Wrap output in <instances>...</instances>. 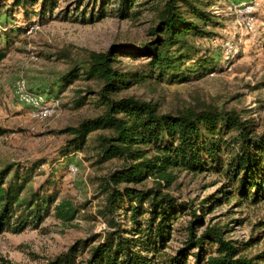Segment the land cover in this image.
<instances>
[{"label":"rangeland","instance_id":"374dc122","mask_svg":"<svg viewBox=\"0 0 264 264\" xmlns=\"http://www.w3.org/2000/svg\"><path fill=\"white\" fill-rule=\"evenodd\" d=\"M99 1L50 0L44 6L43 0H38L23 6L14 5V0H0L4 7L0 46L5 37L9 41L0 62V127L4 131L0 135V170L33 165V188L43 186L58 192L59 198H66L78 209L69 222L51 212L37 228L0 233V264H44L76 240L90 239L97 244L108 229L97 213L103 204L99 185L122 160L97 161L93 139L101 131L91 133L82 149L62 154L70 138L63 129L103 110L97 102L99 80L87 79L81 72L65 86L60 80L71 63H84L89 51L107 52L116 47L114 66L129 80L118 97L150 101L159 112L177 113L207 104L235 108L254 120L259 133L264 131V0H200L216 15L218 24L208 27L213 35L194 40L215 58V71L174 83L129 77L135 70L146 69L148 58L140 49L153 37L150 29L156 9L152 8L159 7L161 0H136L128 18L113 12L116 5L111 0L103 17L90 20ZM144 1L148 3L142 5ZM138 50L137 56L133 55ZM81 96L86 97L85 103L76 106ZM173 172L169 184L162 181L161 190L186 208L172 220L160 251V256L165 254L162 258L182 247L193 212L199 216L194 228L198 234L208 227L219 228L224 239L238 248V256L251 257L264 250V200L238 201L228 193L230 186L221 174ZM129 185L148 189L155 187V182L148 177L141 184ZM117 214L122 227L129 228L125 215ZM216 246L205 245L202 264L216 254ZM196 250L188 251L182 264H196L192 255Z\"/></svg>","mask_w":264,"mask_h":264},{"label":"trees","instance_id":"16d2710c","mask_svg":"<svg viewBox=\"0 0 264 264\" xmlns=\"http://www.w3.org/2000/svg\"><path fill=\"white\" fill-rule=\"evenodd\" d=\"M135 1L115 0L113 12L128 18ZM36 2L14 0L13 4L25 6ZM47 2L50 0H43V5ZM109 3L111 0H100L89 19L103 17ZM159 3V7L152 8L156 9L155 24L150 29L152 39L133 54L145 53L146 69L135 70L129 77L174 83L214 72L215 58L197 46L194 39L213 35L208 27L218 24L216 15L206 10L207 4L200 0H161ZM3 8L0 5V13ZM5 39L0 46V62L9 44ZM115 48L107 52L89 51L84 63H71L60 79L65 86L81 72L85 78L101 83L97 102L103 107L102 112L63 129L70 138L62 154L67 156L71 150L82 149L91 133L101 131L93 139L97 161L122 160V165L103 177L99 185L103 204L97 213L108 229L97 244L90 239L76 240L65 252L44 264H182L186 253L193 248L197 249L192 253L196 264H202L208 243L217 246L216 254L208 256L206 264H261L264 250L251 257L238 256V248L225 240L217 227H208L198 234L194 228L199 216L195 212L194 219L186 226L187 236L182 247L166 258H162L165 254L160 256L172 220L186 208L161 190L162 181L169 184L175 169L194 173L208 171L223 175L230 186L228 193L238 201H263L264 131L259 133L254 120L243 117L235 108L207 104L177 113L159 112L150 101L116 96L128 86L129 80L126 73L114 66ZM85 99V96L79 97L76 106L83 105ZM3 132L0 127V135ZM33 171V165L0 170V233L37 228L51 212L64 222L76 217L77 207L66 198H59L58 192L44 190L43 186L33 188ZM148 177H153L155 187L141 189L129 185L141 184ZM117 211L125 215L129 228L122 227L116 218ZM261 223L264 227V220Z\"/></svg>","mask_w":264,"mask_h":264}]
</instances>
